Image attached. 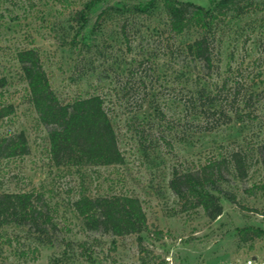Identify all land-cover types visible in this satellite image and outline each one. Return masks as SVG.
Wrapping results in <instances>:
<instances>
[{"label": "rangeland", "instance_id": "obj_1", "mask_svg": "<svg viewBox=\"0 0 264 264\" xmlns=\"http://www.w3.org/2000/svg\"><path fill=\"white\" fill-rule=\"evenodd\" d=\"M89 1L0 0V79L8 80L0 90V106L15 110L0 120V135L24 132L30 145L25 157L0 159V192H43L60 228L54 245H39L26 230L9 228L16 243L0 258L5 264H91L78 247L87 241L94 264H264V236L245 243L239 233L247 226L264 230V195L248 193L263 178L258 149L264 146V0L219 28L220 76L212 81L203 79L199 64L184 50L199 31L172 35L162 4L141 13L113 12L82 35L73 16ZM181 1L208 8L211 0ZM22 48L40 52L64 103L92 95L105 99L124 164L77 172L50 161L48 128L28 101V85L15 59ZM229 66L226 92L238 87L239 115L232 114L228 124L223 119L215 127L206 125L191 100L200 87L214 92L213 83L227 75ZM240 150L249 156L248 177L229 174L223 183L238 204L223 198V214L214 221L203 209L183 208L170 188L174 175ZM81 192L139 198L149 221V231L141 235L146 252L141 253L135 235L84 231L72 209ZM65 242L74 244L68 248Z\"/></svg>", "mask_w": 264, "mask_h": 264}, {"label": "trees", "instance_id": "obj_2", "mask_svg": "<svg viewBox=\"0 0 264 264\" xmlns=\"http://www.w3.org/2000/svg\"><path fill=\"white\" fill-rule=\"evenodd\" d=\"M159 3L167 14L168 29L172 35L182 36L192 29L199 31V38L186 44L184 50L196 65L199 64L201 73L205 74L203 79L207 77L210 81L220 76V58L215 46L219 28L226 21L245 17L258 5L256 0H211L208 8L181 0H150L144 3L140 0H91L75 11L73 21L79 27L78 33L84 35L100 27L113 12L141 13ZM15 59L28 85V101L36 111L39 122L48 128L49 157L56 167L80 172L85 168L124 164L125 156L102 96L92 95L64 103L54 91L42 56L36 48L18 50ZM231 71L229 66L226 74ZM228 74L213 83L214 92L200 87L191 100L192 104L198 106L200 117L206 125L215 127L223 119L228 124L232 122V114L239 115L235 110L238 87L235 86L236 92L233 94L226 92L230 79ZM7 86V78H1L0 90ZM251 101L252 96L245 100L246 107ZM14 111L12 105H1L0 120L10 117ZM29 154L30 145L24 132L0 135L1 160L22 158ZM258 155L259 163L263 166V178L248 190L250 195H264V146L258 149ZM248 161L249 156L243 150L233 152L228 158L212 160L195 172L175 174L170 188L182 202L183 208L203 209L206 216L214 221L223 214V198L238 204L236 195L226 191L223 183L229 174L237 180L247 178L250 170ZM72 209L84 231L115 238L135 235L141 253L146 252L141 235L149 231V221L139 198L124 194L91 197L81 192L72 203ZM9 228L26 230L39 245H54L59 241L60 228L53 209L45 200L44 193L38 190L0 192L1 257L6 248H12L16 243L15 238L7 234ZM155 233L159 239L163 237L162 232ZM239 233L245 243L264 236V230L254 226L244 227ZM73 244L66 243L68 248ZM78 247L86 261L94 264L89 243L81 242ZM35 251L38 253L39 249ZM0 264H5L1 258Z\"/></svg>", "mask_w": 264, "mask_h": 264}]
</instances>
